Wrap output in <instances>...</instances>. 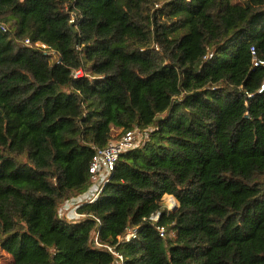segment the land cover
<instances>
[{"label":"trees","instance_id":"obj_1","mask_svg":"<svg viewBox=\"0 0 264 264\" xmlns=\"http://www.w3.org/2000/svg\"><path fill=\"white\" fill-rule=\"evenodd\" d=\"M0 22L5 264H264V0H0ZM135 128L86 216L64 215Z\"/></svg>","mask_w":264,"mask_h":264},{"label":"built area","instance_id":"obj_2","mask_svg":"<svg viewBox=\"0 0 264 264\" xmlns=\"http://www.w3.org/2000/svg\"><path fill=\"white\" fill-rule=\"evenodd\" d=\"M190 1V0H189ZM158 6V4H157ZM72 22L74 20H71ZM0 29L3 31H7L8 27L0 22ZM24 44L29 46H35L39 49L44 50L45 53L51 55L52 61L60 62V59L57 56V53L53 47L45 42H36L35 44L32 43L30 38L25 39ZM252 53V62L255 67L264 66V59L259 57L256 48L254 46L251 47ZM212 58V54L209 55V59ZM74 77H80L83 75V71L81 69L75 70L73 72ZM264 91V84L262 85L259 92ZM252 96V95H250ZM144 134L139 128L129 129L126 130L119 138L111 140L106 146L104 147H97L95 154L90 163V173L92 174L93 178V185L91 188L86 192L77 197H74L64 203L62 205L63 214L68 216L69 218L79 219L85 217L86 214L79 211V208L86 204V203H93L98 200L99 195L104 190L106 184L110 180V176L112 175L113 171L115 170L116 164L120 158V156L135 148L142 140L144 139ZM179 205L178 200L173 196L169 195V198L166 200V206L169 210H175ZM160 215L154 214L151 216L153 220H158ZM160 234L164 236L166 234L165 226H158ZM137 237L136 230H131L126 236L125 239L130 241ZM96 242L99 244L97 237ZM111 249V248H110ZM119 258L122 259V256L116 253Z\"/></svg>","mask_w":264,"mask_h":264},{"label":"rangeland","instance_id":"obj_3","mask_svg":"<svg viewBox=\"0 0 264 264\" xmlns=\"http://www.w3.org/2000/svg\"><path fill=\"white\" fill-rule=\"evenodd\" d=\"M234 1H241V0H234ZM118 131H120V130H118ZM116 133V132H115ZM116 134H118V133H116ZM147 137L145 136L144 137V139H146ZM144 139L142 140V142L144 141ZM141 143V142H140ZM169 198V195L167 194V195H165L164 196V201H165V203H166V200ZM172 235H174V233H172ZM10 258H11V256L9 255V254H7V253H2L1 255H0V263L1 264H5V263H7L9 260H10Z\"/></svg>","mask_w":264,"mask_h":264},{"label":"water","instance_id":"obj_4","mask_svg":"<svg viewBox=\"0 0 264 264\" xmlns=\"http://www.w3.org/2000/svg\"><path fill=\"white\" fill-rule=\"evenodd\" d=\"M71 26L73 27V24L71 23Z\"/></svg>","mask_w":264,"mask_h":264}]
</instances>
